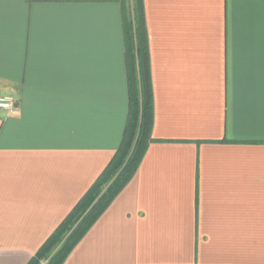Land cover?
Masks as SVG:
<instances>
[{
    "label": "crops",
    "instance_id": "crops-1",
    "mask_svg": "<svg viewBox=\"0 0 264 264\" xmlns=\"http://www.w3.org/2000/svg\"><path fill=\"white\" fill-rule=\"evenodd\" d=\"M152 142L63 264H264V0H144ZM0 264H29L115 156L121 0H0Z\"/></svg>",
    "mask_w": 264,
    "mask_h": 264
},
{
    "label": "trees",
    "instance_id": "trees-1",
    "mask_svg": "<svg viewBox=\"0 0 264 264\" xmlns=\"http://www.w3.org/2000/svg\"><path fill=\"white\" fill-rule=\"evenodd\" d=\"M128 117L121 144L98 180L29 264H63L135 176L152 140L153 90L144 0H121ZM50 256V257H49Z\"/></svg>",
    "mask_w": 264,
    "mask_h": 264
},
{
    "label": "built area",
    "instance_id": "built-area-1",
    "mask_svg": "<svg viewBox=\"0 0 264 264\" xmlns=\"http://www.w3.org/2000/svg\"><path fill=\"white\" fill-rule=\"evenodd\" d=\"M0 111L7 116H17L19 114L17 100L10 95L0 96Z\"/></svg>",
    "mask_w": 264,
    "mask_h": 264
},
{
    "label": "rangeland",
    "instance_id": "rangeland-1",
    "mask_svg": "<svg viewBox=\"0 0 264 264\" xmlns=\"http://www.w3.org/2000/svg\"><path fill=\"white\" fill-rule=\"evenodd\" d=\"M50 257V256H49ZM40 264H48V259H44L40 262Z\"/></svg>",
    "mask_w": 264,
    "mask_h": 264
}]
</instances>
